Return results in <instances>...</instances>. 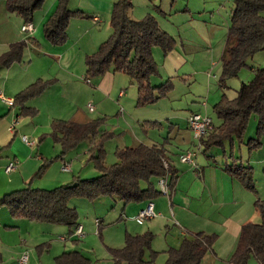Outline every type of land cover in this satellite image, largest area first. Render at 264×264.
<instances>
[{
  "label": "rangeland",
  "instance_id": "1",
  "mask_svg": "<svg viewBox=\"0 0 264 264\" xmlns=\"http://www.w3.org/2000/svg\"><path fill=\"white\" fill-rule=\"evenodd\" d=\"M50 1L53 0H46L44 6L48 5ZM58 1L56 0L57 4ZM113 1L68 0L66 7L71 11H80L82 14L69 20L66 37L77 40L79 43L77 48L80 49L87 48L94 42L101 40V35L104 32H100L97 26L99 27L103 22L106 23L110 20V15L104 13L103 8L106 4ZM234 1L131 0L132 11L129 17L132 20L139 21L147 14H150L158 22L160 29L175 41L174 48L170 51L172 53L166 57V60H164L165 55L161 48H152V51H158L160 55L156 59L158 75L150 79V84L152 87H156L169 82L170 90L154 103L137 105L136 84L132 83L127 75L116 73V77H119L115 82L118 86L117 92L123 91L125 104L123 102L119 104L118 109L112 104H103L101 111H105V113H100L99 111L89 113L86 108L88 103L95 107L97 106L96 101L91 98L94 95L91 94L90 90L93 89L94 83L92 81L98 77L87 75L85 69L84 73H79L76 70L74 73H66L64 78H59V84H54L56 86H52L53 83L47 84L40 95L32 98L40 97L46 92L45 96L43 95L37 100L41 101V112L40 109L35 108L33 116L22 117L23 121H33L34 125H40L37 129V134H25L38 138V141L36 139L32 140H36L42 147V156L44 160L49 162L46 171L37 176L34 183L29 186L31 188L51 190L62 185L71 184L77 179H92L99 176V171L88 153L90 147L88 141L80 142L60 159L59 156L62 150L60 144L54 143L49 135L44 134L50 131V127L44 130V126H51L55 120L75 122L78 112L80 113V118L85 116L88 121L102 119L100 131L111 134V137L103 144V163L106 166H111L117 162L116 150L134 147L133 145L137 143L147 146H162L166 156H169L174 162H177L179 156L185 152L197 153L199 157L203 156L204 149H198L200 141L194 139L193 133L188 129L187 119L197 113L208 115L212 120L213 126H218L220 121L212 110L214 104L221 99L222 95H225L228 99L235 98L241 85L250 82L254 78V70L264 67V50H262L251 57L247 61V66L242 68L235 77L224 80L222 84L220 82V58L231 22L230 18L234 9ZM40 13H42L41 10L36 11L33 18L36 20V17L41 15ZM262 15L264 16V11ZM94 16L98 17L101 22H93ZM13 21H21V19L14 14L10 15L9 20L0 19V35H2L0 38H4V28L15 29L16 23ZM109 30L108 37L112 32L111 28ZM99 45H97V48ZM63 47L59 46V49ZM77 48L75 49L77 50ZM7 50V44L2 43L0 40V53L4 54ZM183 51L185 52V56L183 55L184 59L177 54V52L183 53ZM44 59L43 56H34L31 66L32 71H28L25 75L28 76L33 72H43L45 74L49 71L48 76H53L55 72L54 66ZM24 61L26 64L29 62L27 59H24ZM178 61H184V63L178 65ZM11 71L12 74L15 73V70ZM82 75L86 77L85 80L80 78ZM60 76L63 75L60 74ZM69 76H73L75 83L64 85L63 79L65 80ZM47 78L50 79L51 77ZM49 79H42V81L45 82ZM76 81L84 86L76 84ZM87 81H91V84L86 83ZM85 87L88 88L85 89ZM209 89L212 91L211 94H208ZM95 97L99 98L96 95ZM117 100L119 99L114 98L113 102L117 103ZM202 103L207 105V109H203ZM121 109L124 112L120 114ZM257 122V116L252 114L244 129L241 142L238 143L236 141L234 147H232L234 158H229L228 156L231 152L229 143H226L224 149L222 147H212L209 153L215 155V157L217 156L216 158L218 159H224L223 152L225 151L226 159L229 163L244 166H247L248 162H255L256 159H264V135L258 137L261 145L257 149L249 151L246 146L249 139L257 137ZM28 123L26 125L20 123V129L23 126L32 128V125ZM65 162L70 169L72 168L73 174H69V180L64 183L54 185L52 180L53 176L57 175V165H62ZM257 168H255L256 173L253 172L252 174L255 189L256 191H259V189L264 191V173L261 167ZM152 183L156 187L157 179H153ZM145 186L146 184L142 183V187ZM1 192L0 194H3ZM158 197L165 196L159 195ZM128 204L137 205L138 203ZM69 206L76 210L77 222L85 227V233L87 234L85 238L77 237L73 240V243H69L79 246L77 248H82L85 254L91 258L92 263L90 264H95L97 259L100 264H107V261H110L108 248H122L126 234L137 235L146 231H150L153 234L151 248L156 247L158 251L154 249L157 254L151 264L165 263L167 255L161 250H165L166 243L176 246L175 248L179 246L177 226L168 222H159L161 220L154 218L150 221H145L141 226H137L135 221L125 214L124 209L129 208L116 196L103 195L95 200L73 198L69 201ZM1 208L6 211L5 207L2 206ZM96 219L102 220V231L100 234L94 224ZM57 227L68 230L67 226ZM59 236L60 233H55L51 240L58 241ZM186 237L189 236L186 235ZM145 259H151L150 252H147ZM248 264L259 263L250 258Z\"/></svg>",
  "mask_w": 264,
  "mask_h": 264
},
{
  "label": "trees",
  "instance_id": "2",
  "mask_svg": "<svg viewBox=\"0 0 264 264\" xmlns=\"http://www.w3.org/2000/svg\"><path fill=\"white\" fill-rule=\"evenodd\" d=\"M46 0H6L9 13L19 16L24 23L31 22L33 15ZM68 0H59L58 4L43 26L44 38L53 46L63 45L69 20L81 15L80 11H71L66 7ZM131 0H115L110 14L111 34L97 50L85 58L86 74L100 77L107 72L122 73L137 86V105L154 103L170 90L169 82L152 87L150 79L158 75V67L152 57V48L159 47L164 55L173 48L175 41L162 31L154 16L147 14L142 20L130 19ZM264 0H235L231 13L221 61V84L235 77L247 66V61L264 50ZM27 42L19 41L9 45L0 56V70L21 60ZM52 81L37 80L18 93L14 106H19L21 117L33 116L35 109L26 106L27 101L40 95ZM213 113L220 121L202 138L205 150L216 146L224 147L241 139L252 114L257 116L256 135L249 139L246 146L249 151L257 149L264 135V67L254 70V78L242 84L233 99L222 95L213 106ZM102 119L83 123L55 120L50 126L49 135L54 143L60 144V159L82 141H88V153L99 171L92 179H77L71 184L51 190L31 188L10 192L0 199V207H5L14 218H24L31 222L62 224L73 228L77 224V213L69 206L73 198L95 200L103 195L116 196L124 204L152 200L161 195L153 179L169 177L170 184L176 173L168 165L164 167L165 152L162 146L138 144L115 152L117 162L111 166L103 163V144L111 134L100 131ZM167 163V162H166ZM49 162L42 161L37 176L46 171ZM250 191L256 192L252 168L244 165H229L226 169ZM142 183L146 186L142 187ZM260 217L259 223H246L242 226L237 247L231 256L230 264H248L253 258L264 264V200L254 203ZM153 234H126L122 248H109L113 264H151L157 252L151 251ZM214 237L197 233L181 240L177 248L166 252L164 264H201L211 250ZM37 248L38 252L44 250ZM150 251V260L145 252ZM56 264H90L78 252L63 253L55 258Z\"/></svg>",
  "mask_w": 264,
  "mask_h": 264
},
{
  "label": "crops",
  "instance_id": "3",
  "mask_svg": "<svg viewBox=\"0 0 264 264\" xmlns=\"http://www.w3.org/2000/svg\"><path fill=\"white\" fill-rule=\"evenodd\" d=\"M114 2L115 0L112 3L106 4L103 8V12L110 15ZM44 4L39 9L42 12L40 13L41 15H36V20L33 18L30 22L34 28L32 34L22 32L21 27L25 23L15 14V16L21 19V21H13L16 23L15 29H3L4 38H0V40L2 43H6L8 48L10 44L15 42H27L21 60L13 63L7 68L1 69L2 71L0 70V92L7 98L14 100L18 93L37 80L49 79L47 77H51L47 81H52V86H56L59 84V78H64L66 73H74L76 70L79 73H84L86 70V56L93 54L97 50V45L102 43L99 41H104L110 32L109 28L111 27L109 20L106 23L103 22V26L102 24L99 25V27L97 26L100 32H104L101 35V40H98V42H94L87 48L80 49L77 48L79 44L77 40L67 38L66 42L60 45L64 47L59 49V46L50 44L44 38L43 34V26L54 12L57 2L53 0L50 1L48 5L44 6ZM10 15L13 14L7 11L6 0H0V19L9 20ZM93 22L100 23L101 21L98 17L94 16ZM0 37H2V35H0ZM75 48H77V50ZM171 53L172 52L165 55L164 60H166V57ZM183 53L177 52V54L184 59L185 52L183 51ZM2 54L3 53H0V56ZM159 55L158 51H152V57L154 61H156V65V59H158ZM27 56L28 58H26ZM34 56H43L45 58L44 60L51 63L52 66H54V75L48 76V71L45 74L43 72H33L26 76L25 74H27L28 71H32L31 66ZM24 59L29 61L28 64H26ZM180 63H184V61H178V65H180ZM14 67L17 68L12 69ZM11 70H15V73L12 74ZM60 74L63 76H60ZM80 78L85 80L86 77L82 75ZM118 78L119 77H116V73L110 71L92 81L94 84L90 92L94 96L91 98L96 101L97 106L95 107L88 103L86 108L89 113H94L96 111L105 113V111H101V106L103 104H112L118 109V105L122 102L124 103L125 95L123 91L120 90L117 92L118 86L115 82ZM63 83L64 85L68 83L72 84L75 83V80H73V76H69L65 80L63 79ZM86 83L91 84V81H87ZM76 84L84 86L77 81ZM87 88L88 87H85V89ZM211 92L212 91L209 89L208 94H211ZM45 94L46 92H44L43 95L45 96ZM95 95L99 98L95 97ZM41 96L30 99L27 101L26 106L39 110L41 101L39 102L37 100L41 98ZM114 98L119 99L117 103L113 102ZM202 106L204 107L203 109H207L205 103H202ZM123 112L124 111L121 109L120 114ZM19 113V106L13 105L9 107L0 100V191L3 193L0 194V199L5 194L32 185L37 177L42 161L44 160L41 150L42 147L37 143L38 138L36 136L30 137L25 134H37V129L40 125H34L33 121H23ZM76 115V123L88 121L85 116L84 118H80L79 112ZM200 115L209 117L208 115ZM188 119L187 127L189 129ZM27 122L32 125V128L23 126L20 129V123L26 125ZM49 127V125L44 126V130ZM44 134L48 133L46 132ZM44 134L42 133V135ZM23 136L29 139H36V144L33 146L26 145L21 139ZM236 141L240 143L241 139L235 140L231 144L229 143L231 150L228 155L229 158H234L232 155V147H234ZM226 143L224 147H222L223 149ZM199 144L198 149H204L203 156L199 157L197 153H194L192 164L183 163L180 159L174 162L169 156H166L165 153V161L176 173V178L171 184L169 177H167L168 194L165 195L161 193V195L165 197L157 196L152 200L139 202L137 205L126 204L129 209H124L125 214L131 220L135 221L134 217L151 202L153 204V211L157 214L154 219L161 220L159 222H168L177 226V235L179 238L177 240L179 244L186 235L190 237L197 233H202L206 236L214 237L211 250L203 258L201 264H230L231 256L237 247L242 226L246 223H259L261 221L255 211L254 203L258 199L264 200V191L259 188V191L256 192L248 190L239 179L235 178L226 170L227 166L235 165V163L232 164L227 161L225 151L223 152L224 159H218L216 158L217 156L215 157V155L209 153L212 147L205 150L201 141ZM13 161L17 162V169L14 172L6 173L5 168ZM251 163L248 162L247 166L252 168V174L253 172L256 173V167H258L257 169L261 167L264 173V159H256L255 162ZM64 165L67 166L68 164L65 162L62 165H57V175L53 176L52 180L54 185L57 183H64L69 180V174H73L72 168L70 169L69 165V170L63 171L62 168ZM253 165L255 166L253 167ZM158 180L159 178L157 179L156 189L159 191ZM152 219L145 221H150ZM135 223L137 226L143 224H138L136 221ZM94 224L96 225L97 232L100 234L102 231V220L96 219ZM57 226L64 225L31 222L24 218H14L7 209L3 211V208L0 207V264H20L19 260L24 252L28 253V261L26 264H56V257L69 252H78L87 259L89 263H92L91 258L85 254L82 248H77L79 246H74L69 243H73V240L77 238L74 236V231L78 226L82 228L83 236L81 238H85V235H87L85 233V227L81 223L79 224V222H77L76 226L73 228H68V230ZM55 233H60L58 241L51 240ZM43 245H45L44 247L46 248L38 252L37 248ZM175 247L172 246V244L166 243L165 250L161 251L166 253V250ZM151 249V251L154 252L157 250L156 247ZM147 252L150 251H146L144 256H146ZM95 262V264H100L98 259ZM107 264H113L111 256Z\"/></svg>",
  "mask_w": 264,
  "mask_h": 264
},
{
  "label": "built area",
  "instance_id": "4",
  "mask_svg": "<svg viewBox=\"0 0 264 264\" xmlns=\"http://www.w3.org/2000/svg\"><path fill=\"white\" fill-rule=\"evenodd\" d=\"M22 32L24 33H29L32 34L34 32V28L32 26V24L30 22L25 23L22 27H21ZM0 100L5 103L7 106L12 107L14 105V100L5 97L4 95H2V93L0 92ZM188 125H189V129L190 131L193 133V137L194 139L200 141L201 138L209 131L212 130V121L209 117L207 116H202L200 114H193L189 117L188 119ZM22 141L29 146H33L36 144L35 140L29 139L26 136H23ZM193 156L194 153L192 152H185L182 153L179 156V159L181 162L183 163H190L192 164L193 162ZM164 167L167 168L168 164L166 162L163 163ZM17 169V162L13 161L10 162L7 167L5 168V172L6 173H11L14 172ZM63 171H68L69 167L68 166H64L62 168ZM158 187H159V191L162 194L167 195L168 194V180L167 177H162L159 178L158 180ZM157 216V214L154 213L153 211V204L150 202L143 210H141L138 215L136 217H134V220L138 223V224H142L145 220L148 219H152L155 218ZM74 236L81 238L83 236L82 233V228L80 226L75 228L74 231ZM20 264H26V262L28 261V253L24 252L21 257H20Z\"/></svg>",
  "mask_w": 264,
  "mask_h": 264
}]
</instances>
